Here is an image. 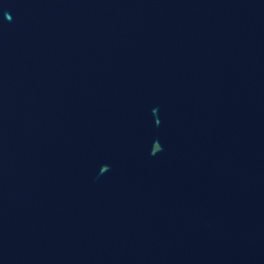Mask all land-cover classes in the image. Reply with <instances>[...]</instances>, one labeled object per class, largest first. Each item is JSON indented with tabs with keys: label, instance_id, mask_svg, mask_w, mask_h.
I'll list each match as a JSON object with an SVG mask.
<instances>
[{
	"label": "water",
	"instance_id": "obj_1",
	"mask_svg": "<svg viewBox=\"0 0 264 264\" xmlns=\"http://www.w3.org/2000/svg\"><path fill=\"white\" fill-rule=\"evenodd\" d=\"M0 264H264V0H0Z\"/></svg>",
	"mask_w": 264,
	"mask_h": 264
}]
</instances>
